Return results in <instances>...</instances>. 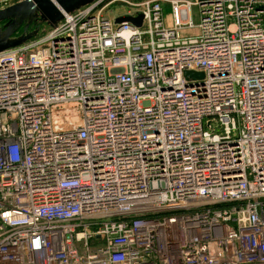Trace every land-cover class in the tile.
I'll list each match as a JSON object with an SVG mask.
<instances>
[{
  "label": "built area",
  "instance_id": "2783aa9c",
  "mask_svg": "<svg viewBox=\"0 0 264 264\" xmlns=\"http://www.w3.org/2000/svg\"><path fill=\"white\" fill-rule=\"evenodd\" d=\"M117 1L0 53V264H264V0Z\"/></svg>",
  "mask_w": 264,
  "mask_h": 264
},
{
  "label": "water",
  "instance_id": "95a60500",
  "mask_svg": "<svg viewBox=\"0 0 264 264\" xmlns=\"http://www.w3.org/2000/svg\"><path fill=\"white\" fill-rule=\"evenodd\" d=\"M91 1L92 0H25L0 10V23L7 21V23H5L6 27L3 29L0 28V53L20 46L36 36L39 32L38 27L30 31L26 29L38 17L54 25L62 19V10L73 11ZM142 19L143 15L139 14L138 17H119L117 22H131L136 25H141ZM26 20L28 23L25 26V31L18 35H14L19 26ZM203 76V72H196L193 70L185 71L186 78H203Z\"/></svg>",
  "mask_w": 264,
  "mask_h": 264
},
{
  "label": "rangeland",
  "instance_id": "374dc122",
  "mask_svg": "<svg viewBox=\"0 0 264 264\" xmlns=\"http://www.w3.org/2000/svg\"><path fill=\"white\" fill-rule=\"evenodd\" d=\"M128 1H130V0H128ZM133 1H135V2H142V1H144V0H133ZM160 1H162L163 3H164V5H166V8L167 9H170V6H169V4H168V2H166V4H165V1L166 0H160ZM131 6L130 5H128L126 2H123V1H117V2H115V3H113L111 6H110V8H109V10H112L111 12H113L114 11V9H117V12H121V13H123L122 11H125V10H127V9H129ZM195 11H196V9H194V17H193V19H194V22L195 23H197V22H199V18L197 17V15L195 14ZM7 23V22H6ZM28 23V21L26 20V21H24L23 22V24L21 25V26H19V28L17 29V31L15 32V34L14 35H18V34H20V33H22L23 31H25V29H26V24ZM6 26H5V24H4V22H1L0 23V28L1 29H3V28H5ZM36 27H38L39 28V34L37 35V36H39L43 31H47V30H49V28L51 27V24L50 23H48V22H46V21H44V20H42L41 19V17H38L37 19H35L28 27H27V31H30V30H33V29H35ZM181 33L183 34V35H193V34H197L198 33V29L197 28H185V29H182L181 30ZM31 40V39H30Z\"/></svg>",
  "mask_w": 264,
  "mask_h": 264
},
{
  "label": "bare ground",
  "instance_id": "6f19581e",
  "mask_svg": "<svg viewBox=\"0 0 264 264\" xmlns=\"http://www.w3.org/2000/svg\"><path fill=\"white\" fill-rule=\"evenodd\" d=\"M74 124V121H71L68 126H72Z\"/></svg>",
  "mask_w": 264,
  "mask_h": 264
},
{
  "label": "flooded vegetation",
  "instance_id": "af4514ba",
  "mask_svg": "<svg viewBox=\"0 0 264 264\" xmlns=\"http://www.w3.org/2000/svg\"><path fill=\"white\" fill-rule=\"evenodd\" d=\"M7 21L4 22V24L6 23Z\"/></svg>",
  "mask_w": 264,
  "mask_h": 264
}]
</instances>
